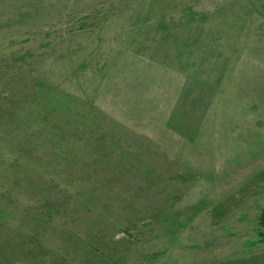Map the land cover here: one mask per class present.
Instances as JSON below:
<instances>
[{
	"label": "rangeland",
	"instance_id": "1",
	"mask_svg": "<svg viewBox=\"0 0 264 264\" xmlns=\"http://www.w3.org/2000/svg\"><path fill=\"white\" fill-rule=\"evenodd\" d=\"M264 0H0V264H264Z\"/></svg>",
	"mask_w": 264,
	"mask_h": 264
},
{
	"label": "trees",
	"instance_id": "2",
	"mask_svg": "<svg viewBox=\"0 0 264 264\" xmlns=\"http://www.w3.org/2000/svg\"><path fill=\"white\" fill-rule=\"evenodd\" d=\"M260 225L261 227H264V211L262 212V215L260 218ZM259 236H261L262 241H264V230L259 231Z\"/></svg>",
	"mask_w": 264,
	"mask_h": 264
}]
</instances>
